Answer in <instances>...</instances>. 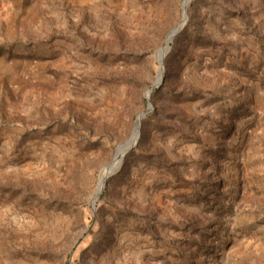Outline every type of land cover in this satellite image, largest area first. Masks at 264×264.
Returning <instances> with one entry per match:
<instances>
[{
	"label": "rangeland",
	"instance_id": "1",
	"mask_svg": "<svg viewBox=\"0 0 264 264\" xmlns=\"http://www.w3.org/2000/svg\"><path fill=\"white\" fill-rule=\"evenodd\" d=\"M184 1L0 0V264H264V0Z\"/></svg>",
	"mask_w": 264,
	"mask_h": 264
},
{
	"label": "bare ground",
	"instance_id": "2",
	"mask_svg": "<svg viewBox=\"0 0 264 264\" xmlns=\"http://www.w3.org/2000/svg\"><path fill=\"white\" fill-rule=\"evenodd\" d=\"M185 7H186V5H185ZM167 50H168V47H165L161 52H159V59H160V62L162 64V66H163V57L166 54ZM149 95H150V93L148 92V96L147 97H150ZM137 136H138V133L135 134L134 138L131 139V141H130L129 144H125L123 146H120L119 149H118V151H117V154H116V156L114 158V161L111 163V166L109 168L106 167L103 170L102 175H101V178H100V181H99V186H98V189L96 191L97 196L102 191V189H103V187L105 185V182H106L107 177L110 174H112L120 166V164L123 161L125 155L129 151V146L130 145H133L135 143V141L137 139Z\"/></svg>",
	"mask_w": 264,
	"mask_h": 264
},
{
	"label": "water",
	"instance_id": "3",
	"mask_svg": "<svg viewBox=\"0 0 264 264\" xmlns=\"http://www.w3.org/2000/svg\"><path fill=\"white\" fill-rule=\"evenodd\" d=\"M189 1H190V0H185V1H184V7H185L186 3L189 2ZM184 16H185V18H184V22H183L182 24H180L178 27H176V28L170 33V35L168 36L167 43H166V45H165V47H168V49H169V44L172 42V40H173V38L175 37V35L181 30V28L184 26V24H185V22H186V20H187V17H186V10H185V9H184ZM165 47H164V48H165ZM162 78H163V71L160 73V76H159V78H158V80H157V82H156V84H155L154 86H158V85L161 83ZM151 91H152V88H151L148 92L150 93ZM148 98H149V97H148ZM149 109H151V103H149ZM144 114H145V113H142V114L139 115V118H138V121H137V124H136V128H135V132H134L132 138H134L135 134H137V133H138V136H137V139H136L135 143H134L133 145H130V146H129V150H131V149L133 148V146H135V144H136V142H137V140H138V137H139V130H140V120H141V118L144 116ZM132 138H131V139H132ZM131 139H129V140H128L126 143H124L123 145H125V144H129L130 141H131ZM123 145H121V146H123ZM110 166H111V164H109V165L107 166V168H109ZM98 196H99V195H98ZM98 196H97V194H96V196H95V198H94V200H93V207L95 206V203H96V201H97V199H98Z\"/></svg>",
	"mask_w": 264,
	"mask_h": 264
}]
</instances>
